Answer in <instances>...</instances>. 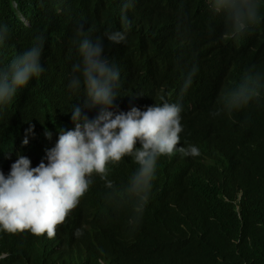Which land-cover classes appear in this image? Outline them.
<instances>
[{"label": "clouds", "instance_id": "obj_1", "mask_svg": "<svg viewBox=\"0 0 264 264\" xmlns=\"http://www.w3.org/2000/svg\"><path fill=\"white\" fill-rule=\"evenodd\" d=\"M215 3L240 30L253 14L254 0ZM124 7H128V0ZM221 19L225 24V17ZM121 22L128 23L123 14ZM76 31L80 61L73 64L67 81L65 75L55 80L69 83L74 92L82 89V107L71 108L70 123L65 128L29 117L19 125L16 142L0 150V264H52L47 259L48 246L54 249L49 255H63V264H106L100 237L107 225L116 244L137 256L143 258L159 247L170 264H190L196 259V248L189 245L188 250L177 252L175 249L188 244L176 231L161 238L153 225L164 221L194 236L203 234L211 223V206L203 194L207 187L222 193V226L244 237L242 215L249 213L250 206L264 210V172L249 174L237 189L220 182L203 137L198 133L191 142L180 139L183 122L177 103L147 102L143 110L134 103L126 111L113 112L117 96L121 101L124 95L127 99L138 91L129 72L123 74L131 75L121 91L119 69L114 63L115 49L125 34L106 32L109 43L104 50L101 38L90 39L81 28ZM6 35V26L0 25V42ZM263 35L264 31L256 38ZM42 43L43 38L37 36L28 49L0 67V109L5 108L4 113L38 80L30 81L43 70ZM7 120V115H0V124ZM10 151L11 158L5 160ZM196 166L205 174L194 176ZM99 193L103 200L94 201ZM225 205L239 220L236 229L224 213ZM138 210L148 212L151 223H138L134 218ZM55 232L60 246L49 242ZM97 234L99 238L93 243ZM140 241L144 243L137 244Z\"/></svg>", "mask_w": 264, "mask_h": 264}, {"label": "trees", "instance_id": "obj_2", "mask_svg": "<svg viewBox=\"0 0 264 264\" xmlns=\"http://www.w3.org/2000/svg\"><path fill=\"white\" fill-rule=\"evenodd\" d=\"M207 1L128 0L125 8V0H0V25L7 28L0 42V67L28 49L37 36L43 38V70L30 81L38 80L18 97L20 102L5 113V108L0 109V115L8 117L0 124V150L16 142L19 125L29 117L65 128L70 123L71 108L82 107L83 90L74 92L69 83L55 80L65 75L67 81L73 64L80 61L75 44L77 28L90 39L101 38L104 50L109 43L104 34L123 31L125 38L117 44L114 59L120 89L125 90L132 74L138 91L127 99L124 95L121 101L117 96L113 112L126 111L134 103L141 110L147 102L177 103L184 124L180 139L191 142L198 133L203 137L220 182L237 189L249 174L263 173L264 51L254 50L259 45L264 47V35L256 38L264 31V0H254L253 14L246 18L242 30L233 25L223 8L217 10L215 0L208 2V7ZM122 14L127 25L121 22ZM257 29L251 37L249 32ZM122 53H126V67ZM125 72L131 74L125 76ZM7 158H11L10 153ZM200 173L205 174L196 166L193 175ZM203 194L211 206V223L203 234L194 236L159 221L153 225L157 235L165 238L176 231L188 244L181 246L182 252L194 246L196 259L190 264H264V210L250 206L249 213L242 215L244 237L239 236L220 222V190L207 187ZM100 195L94 201L103 200ZM223 209L236 229L239 220L234 211L227 205ZM134 218L140 224L151 223L143 210L135 211ZM97 238L98 234L92 242ZM100 247L106 264H170L162 248L154 247L142 258L120 247L108 225L100 237Z\"/></svg>", "mask_w": 264, "mask_h": 264}, {"label": "bare ground", "instance_id": "obj_3", "mask_svg": "<svg viewBox=\"0 0 264 264\" xmlns=\"http://www.w3.org/2000/svg\"><path fill=\"white\" fill-rule=\"evenodd\" d=\"M260 33V32H259ZM255 37V36H254ZM254 50V49H253ZM260 50L263 52L264 51V47H262V48H260ZM12 147V146H11ZM12 154H13V152L12 151H10V157L12 156ZM17 158V155L15 156V159ZM9 158H7V159H5V160H8ZM238 186V185H237ZM102 199V198H101ZM222 205V204H221ZM157 209V208H156ZM158 212L159 211H161L160 209L159 210H157ZM254 221V220H253ZM245 222V221H244ZM263 224V223H262ZM244 227H245V225H244ZM242 229H244V228H242ZM229 234V233H228ZM234 237H235V235H234ZM49 242L51 243V244H54V245H58L57 244V242H58V237H57V235H56V232L54 233V236L53 237H51V238H49ZM47 245H48V241H47ZM58 246H60V245H58ZM48 248H49V253H48V256H47V259H48V261L50 262V263H52V264H63L62 262H63V260H64V258H62V257H58V255H49L52 251H54V249L51 247V246H48ZM164 249H168V247H165ZM177 252H182L181 251V246L178 248V249H175ZM83 257L84 258H87L88 257V254L86 253V254H84L83 255ZM5 261H6V259H5ZM83 264H85V262L83 263Z\"/></svg>", "mask_w": 264, "mask_h": 264}]
</instances>
